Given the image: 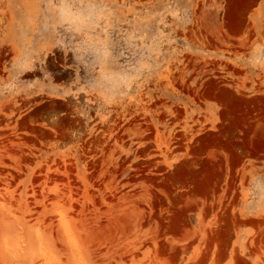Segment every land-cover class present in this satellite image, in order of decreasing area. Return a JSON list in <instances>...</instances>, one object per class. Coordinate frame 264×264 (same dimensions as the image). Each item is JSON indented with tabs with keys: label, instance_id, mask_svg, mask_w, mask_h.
<instances>
[{
	"label": "rangeland",
	"instance_id": "obj_1",
	"mask_svg": "<svg viewBox=\"0 0 264 264\" xmlns=\"http://www.w3.org/2000/svg\"><path fill=\"white\" fill-rule=\"evenodd\" d=\"M0 264H264V0H0Z\"/></svg>",
	"mask_w": 264,
	"mask_h": 264
}]
</instances>
